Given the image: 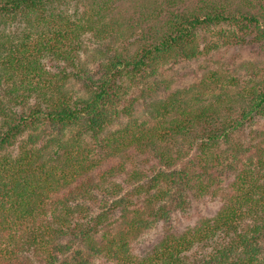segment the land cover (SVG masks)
I'll list each match as a JSON object with an SVG mask.
<instances>
[{
    "label": "trees",
    "instance_id": "16d2710c",
    "mask_svg": "<svg viewBox=\"0 0 264 264\" xmlns=\"http://www.w3.org/2000/svg\"><path fill=\"white\" fill-rule=\"evenodd\" d=\"M111 1L0 0V264H264V75L168 76L201 32L263 54L264 0Z\"/></svg>",
    "mask_w": 264,
    "mask_h": 264
},
{
    "label": "rangeland",
    "instance_id": "374dc122",
    "mask_svg": "<svg viewBox=\"0 0 264 264\" xmlns=\"http://www.w3.org/2000/svg\"><path fill=\"white\" fill-rule=\"evenodd\" d=\"M228 1L233 6L243 4V0ZM191 2L192 1L190 0L178 2L174 4V6H176L174 10L190 8ZM89 3L91 2H83V4H78L77 7L71 5L68 9V13H83L84 11H87L86 5ZM142 3L143 2H141V0H113L110 3V16H108L107 19L110 18V22L117 20V22L120 23L122 20L132 18L138 22V24L134 27V32H139L142 28L145 30L152 22L146 23L143 21V16L140 15L138 8ZM159 4L160 8L164 10H166V8H170L165 0H157V5ZM156 19L160 21L159 23H161L165 19L164 13H160ZM218 30L214 34L204 35L202 32L199 33V48L204 52L207 50V53H205L199 61L181 62L171 69L168 76L175 82L172 86L173 88L178 86L184 88L189 85L196 84L199 80L208 76L210 71H220L223 75L235 76L240 80L239 83H242L253 76L258 78L264 75V53H260L256 47L248 44H236L234 42L227 44L231 41V37H227V33H222ZM91 36V33L90 36L85 35L86 38ZM135 37L136 35H131L127 39L132 41ZM86 38H84V44L91 47V44L86 40ZM212 43H215L216 48L211 47L210 51H208L209 47L207 46H210ZM86 57L87 56L85 55L83 59L86 61L90 60L86 59ZM91 66L92 65H90V67ZM194 205V208H197V210L207 216L212 215L218 208V204L216 202L209 201H200ZM173 218V223L177 225L178 229H181L184 225L193 223L192 220H184L183 218H180L178 214L174 215ZM158 236L159 234L157 231L145 234V238L147 237V240L149 239L150 241L149 245L154 243Z\"/></svg>",
    "mask_w": 264,
    "mask_h": 264
}]
</instances>
